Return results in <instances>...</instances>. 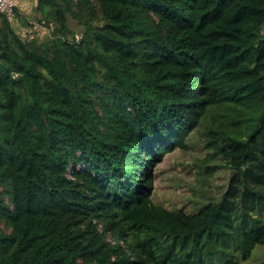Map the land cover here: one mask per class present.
I'll return each mask as SVG.
<instances>
[{"label":"trees","instance_id":"obj_1","mask_svg":"<svg viewBox=\"0 0 264 264\" xmlns=\"http://www.w3.org/2000/svg\"><path fill=\"white\" fill-rule=\"evenodd\" d=\"M15 1L0 264H240L264 247V0H38L41 27ZM203 126L227 190L194 214L157 205L158 165Z\"/></svg>","mask_w":264,"mask_h":264},{"label":"rangeland","instance_id":"obj_2","mask_svg":"<svg viewBox=\"0 0 264 264\" xmlns=\"http://www.w3.org/2000/svg\"><path fill=\"white\" fill-rule=\"evenodd\" d=\"M38 0H24L21 15L32 16L35 26L41 27V14L36 13ZM35 13V14H34ZM74 34H84V27L69 18ZM95 23L101 25L98 18ZM46 27L36 30L38 42L47 41L53 35ZM217 124L214 129L217 130ZM232 169L227 160L216 153L208 143L206 128L199 127L187 140V148H177L168 154L155 171V186L152 200L157 205L177 211L184 210L189 214L197 213L205 204L219 200L228 188ZM0 228L10 233L3 222ZM240 264H264V247Z\"/></svg>","mask_w":264,"mask_h":264},{"label":"built area","instance_id":"obj_3","mask_svg":"<svg viewBox=\"0 0 264 264\" xmlns=\"http://www.w3.org/2000/svg\"><path fill=\"white\" fill-rule=\"evenodd\" d=\"M15 0H0V11L6 14L9 18H13L15 16ZM264 34V30H263ZM81 35H77V40H81ZM33 38V37H31Z\"/></svg>","mask_w":264,"mask_h":264}]
</instances>
